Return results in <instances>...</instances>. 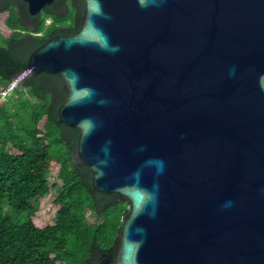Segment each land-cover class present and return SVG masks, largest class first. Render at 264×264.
Instances as JSON below:
<instances>
[{
  "label": "water",
  "instance_id": "obj_1",
  "mask_svg": "<svg viewBox=\"0 0 264 264\" xmlns=\"http://www.w3.org/2000/svg\"><path fill=\"white\" fill-rule=\"evenodd\" d=\"M82 2L21 76L60 77L73 163L128 203L93 264H264V0Z\"/></svg>",
  "mask_w": 264,
  "mask_h": 264
},
{
  "label": "trees",
  "instance_id": "obj_2",
  "mask_svg": "<svg viewBox=\"0 0 264 264\" xmlns=\"http://www.w3.org/2000/svg\"><path fill=\"white\" fill-rule=\"evenodd\" d=\"M82 13V0H56L35 16L22 0H0L9 32L0 31V92L26 71L32 51L78 32ZM64 99L60 77L41 73L0 103V264H93L114 254L128 203L94 191L89 168L73 163L79 132L58 123ZM57 185L54 223L38 226L39 202Z\"/></svg>",
  "mask_w": 264,
  "mask_h": 264
},
{
  "label": "rangeland",
  "instance_id": "obj_3",
  "mask_svg": "<svg viewBox=\"0 0 264 264\" xmlns=\"http://www.w3.org/2000/svg\"><path fill=\"white\" fill-rule=\"evenodd\" d=\"M6 14L0 15V31L4 37H6L9 32L4 28L3 20L5 19ZM49 20L46 21V24H49ZM4 99H0V103L2 104L4 102ZM49 182L52 184L54 183V172H50L48 177ZM58 186L51 191L45 198L41 199L36 211V224L38 226H44V225H52L55 220L54 213L50 207V204L52 200L55 198L57 194Z\"/></svg>",
  "mask_w": 264,
  "mask_h": 264
},
{
  "label": "built area",
  "instance_id": "obj_4",
  "mask_svg": "<svg viewBox=\"0 0 264 264\" xmlns=\"http://www.w3.org/2000/svg\"><path fill=\"white\" fill-rule=\"evenodd\" d=\"M21 74L16 76L4 91L0 92V99L6 98L18 86V84H20L25 78V76H21Z\"/></svg>",
  "mask_w": 264,
  "mask_h": 264
}]
</instances>
